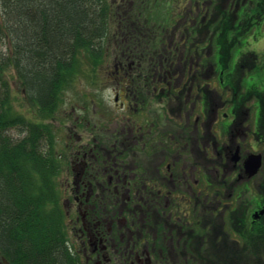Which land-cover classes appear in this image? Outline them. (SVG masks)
<instances>
[{"label":"flooded vegetation","instance_id":"1","mask_svg":"<svg viewBox=\"0 0 264 264\" xmlns=\"http://www.w3.org/2000/svg\"><path fill=\"white\" fill-rule=\"evenodd\" d=\"M169 48L155 69L151 57L135 55L127 68L123 60L117 62L120 81L114 101L123 116L117 120L121 127L109 135L116 141L110 149L100 144L99 152L77 151L70 170L65 169L70 175L65 188L74 195L73 203L63 202L64 213L67 216L77 205L71 221L80 225L73 229L80 242L68 235L60 243L67 264H264V69L256 63L260 58L251 67L258 81L248 77L235 85L238 58L228 59L224 80L217 76L222 65L213 57L216 75L206 70L210 81H199L206 89L192 83L189 90L197 98L190 99L191 106H174L166 96L178 92L176 71L169 65L174 51ZM184 94L182 90L176 101ZM184 129H193L192 135L184 136ZM175 135L182 137L174 144ZM116 142L119 154L142 146L151 158L141 175L131 176L133 190L125 174L118 176ZM112 154L113 162L107 159ZM251 154L262 155V170L246 169ZM92 192L104 197L95 198ZM65 251L73 257L64 256ZM7 254L0 253V264H24L23 257L9 260Z\"/></svg>","mask_w":264,"mask_h":264},{"label":"trees","instance_id":"2","mask_svg":"<svg viewBox=\"0 0 264 264\" xmlns=\"http://www.w3.org/2000/svg\"><path fill=\"white\" fill-rule=\"evenodd\" d=\"M170 1L178 9L187 2ZM134 10V0L121 7L114 0H0V165L6 162L0 166V249L13 259L67 264L56 244L63 241V214L57 200L51 202L53 186L46 189L60 161L52 147L43 150L44 139L49 142L52 135L42 117L52 115L73 81L85 74L100 81V74L114 73L113 67L101 65L113 48L107 65L120 59L115 51H121V40L134 39L132 25H140L142 18ZM126 56L127 68L132 58ZM3 71L12 72L22 94L9 87ZM24 105L40 119L24 117ZM10 131L19 136L12 138Z\"/></svg>","mask_w":264,"mask_h":264},{"label":"rangeland","instance_id":"3","mask_svg":"<svg viewBox=\"0 0 264 264\" xmlns=\"http://www.w3.org/2000/svg\"><path fill=\"white\" fill-rule=\"evenodd\" d=\"M114 1L119 2L120 7L133 4V0ZM134 2L135 10L133 13L142 17L139 19V21H141L140 25L137 26L139 28L134 27L135 36L138 37L140 43L135 42L134 44L132 39L129 40L128 45H126V43L122 41V48L125 49L124 54L130 56L132 58L131 60H134L133 58L135 55L141 59L151 57V68L155 69L154 66L158 67V60L160 61L164 57L165 49L170 47L174 51L171 57V59L174 60H172L169 65L172 66L173 73L176 71L173 82L179 93L170 92L166 94L169 101H173L171 103L172 105L178 106V104H181V106H186V104H189L188 107L191 106L192 102L190 99H196L197 95L191 94L189 90L190 85L192 83H200L199 81L203 79L210 81L209 78L205 77L207 72L212 71L213 77L216 75L213 57H218L222 65V69L217 71V76L219 75V77H223V79L226 80L228 77L226 74L228 57L235 55L237 50L247 46V44L244 45L242 41L244 38H247L252 46L256 43L255 51L258 55L260 54V60H256V63H260L264 69V0H260V2L259 0H197V2L187 0L182 10L178 9L176 4H172L170 0H134ZM257 3H260L258 6V13L261 15L258 18L256 17V24L261 23V28L263 29L260 34H255L257 39L253 41L252 36L248 34L253 33L251 25L253 19L251 18V13H253L255 10L254 8L257 7L255 6ZM164 16H167L169 19L165 18L166 21H164ZM172 19L175 21L171 23ZM137 22L138 19H136L135 23ZM157 41H159V43H157ZM250 46H248L247 52L242 57L238 58L239 64L237 65V71L232 76L235 85L240 83L241 80L250 77L248 75L249 73L251 74L254 72L251 70V67L253 66L252 61L256 59V53L250 49ZM133 50H136V54L132 52ZM251 51H253V53H250ZM103 61H106V57ZM140 64L143 66L145 65L144 62ZM221 72H223V74H221ZM144 73H148V78L151 75L149 71H144ZM3 74V78L8 82L9 87L13 88L15 91H19L21 94L23 89L22 87L19 88V83L12 77V72L3 71ZM108 76H110V74L105 77ZM116 76H111L108 81L109 84H107L109 88L105 90L104 88L98 90L97 87L90 85L92 83L89 79L90 76H82L78 80L73 81L63 92V101L58 105L57 110L54 111L52 115H48L45 118V122L50 125V130L55 136V141H44L43 150L50 151L52 147L54 156L58 159L62 158L61 160L65 167L61 166V169L58 168L60 172L56 182L54 178H50L51 181L50 179L47 180L50 185L46 186V189H49L51 185L61 188V200L57 194V189L56 195L52 193L50 196L53 197L51 202L58 200V202L62 204L61 207L64 209L65 206L62 201L66 203L69 202V204L73 203L74 194L72 190L65 188V186H67V181H69L67 178L70 176L69 173H66L65 169L68 170L69 168L70 170L71 162L74 161L77 156L75 153L83 149H85V152L89 149L99 152L98 146L100 144H104L106 146L105 148L110 149L108 145L116 141V138L109 139L111 132H114V130L122 124V122L117 120L123 116V112L115 105L116 103L114 101L115 89L117 87ZM188 81L189 84H187ZM200 84L201 89H206L204 88L205 86H202L203 83ZM182 90H185V94L182 95L181 100L176 101L177 96ZM152 101L158 100L153 99ZM25 111L26 112L22 114L24 117L33 118L34 120L35 118H38L36 120L40 119V116H33L30 111H27V108ZM184 117L183 114V118ZM161 123H164V120L161 121ZM263 126L264 124L261 128ZM165 130H167V133L172 134L171 128ZM192 130L193 129H189L187 133V130L184 129V136L187 134L192 135ZM145 133H147V130H145ZM11 137L16 138V136L13 135ZM158 137L159 141L164 142L162 141L163 134H159ZM181 137L182 136L175 135L172 138L174 141L173 143L175 144V142H178ZM169 139L171 138L169 137ZM159 146L160 144L158 143V147ZM169 146L172 145L169 144ZM135 147L136 146L130 148L133 149L132 151L128 149L126 153L119 154L121 149L116 142V152L118 155H121H116L118 176L125 174L127 180L131 181L130 187L132 190L135 181L131 179V176L135 172L141 175V169L147 166V162L151 160L150 156L147 157V152L141 149L142 146H139L137 149H134ZM158 154L162 153L158 152ZM158 154L154 155V158ZM47 155V153L42 154L44 157ZM253 155H259L260 158L257 166L258 171L262 168V155ZM113 156L112 154L111 157H107V159L113 162L115 160ZM163 156L168 158V155ZM80 160L81 156L79 161ZM134 160L137 161L132 165L131 162H134ZM66 162L67 164L65 166ZM169 163L171 164V161H169ZM4 165H6V162L1 163V168H3ZM115 169L117 170V168ZM27 172L32 173V170L30 169ZM108 173L105 175V179L108 178ZM100 180L102 181V178ZM93 188L96 189L95 182L93 183ZM92 194L98 199L104 197V195L100 196L98 192H92ZM127 194L128 193L125 194V197ZM93 195L90 197V201L94 198ZM116 199L120 201L118 195ZM119 204L120 202H118L117 205ZM52 206L53 205L49 207L51 208ZM77 208V205L74 207L71 206V210L67 216L63 211L62 227L64 238L67 239L69 235L70 238L80 242V238L73 234V229L80 228V225L71 221L73 219L72 211L76 213ZM107 210H110V208H107ZM82 211L83 210H81V212ZM76 240L74 242H76ZM57 245L65 249L63 245ZM203 248H201V252H203ZM64 256L73 257V255L66 251ZM217 264H219V262Z\"/></svg>","mask_w":264,"mask_h":264},{"label":"water","instance_id":"4","mask_svg":"<svg viewBox=\"0 0 264 264\" xmlns=\"http://www.w3.org/2000/svg\"><path fill=\"white\" fill-rule=\"evenodd\" d=\"M258 160H259V157H256L255 159L251 158L246 169L254 170V167H256V165H258Z\"/></svg>","mask_w":264,"mask_h":264}]
</instances>
